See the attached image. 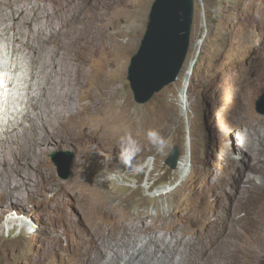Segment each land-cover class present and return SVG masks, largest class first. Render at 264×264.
Returning <instances> with one entry per match:
<instances>
[{
  "label": "rangeland",
  "instance_id": "obj_1",
  "mask_svg": "<svg viewBox=\"0 0 264 264\" xmlns=\"http://www.w3.org/2000/svg\"><path fill=\"white\" fill-rule=\"evenodd\" d=\"M91 1L103 46L89 57V82L75 90V109L86 115L94 79L101 73L112 76L119 93L110 104L122 111L124 130L137 131L142 150L132 166L125 167L118 159L120 148L103 151L97 140L84 143L51 136L33 145L28 165L5 163L0 173V264H81L86 240L100 225L101 217L95 214L110 199L122 202L134 215L154 218L162 214L185 226L179 250L186 246L192 231L204 227L199 223L204 213L230 215L237 208L235 216L245 225L223 264H264V115L255 102L264 91V0H194L185 64L177 80L145 104L133 99L127 67L139 47L154 0ZM31 3L36 2L21 0L14 8ZM9 12L5 6L0 10V60L10 66L9 78L20 79L13 83L11 100L20 97L22 101L17 100L19 105L11 106L7 115L0 113V160L11 159V150L20 151L15 144L30 139V135L22 138L21 130L30 124L22 112L35 114L26 96L35 95L36 84L42 82L28 64L29 54L11 50L14 31L6 26H13L14 21L8 19ZM197 54L186 111L178 95L187 64ZM14 61L19 63L17 71ZM10 113L17 115L14 121L20 124L17 136L13 129L6 136L2 132L8 128ZM149 129L164 138L161 150L148 140ZM244 140L257 147L255 152V148H241ZM175 145L179 160L188 155L182 179L177 168L171 170L165 164ZM54 155H59L62 163L56 162ZM67 173L68 177L62 178ZM257 183L263 188L260 192L254 190ZM167 236L166 243L170 240ZM144 245L142 238L138 247ZM107 254L104 263L113 253ZM162 264L174 263L164 260Z\"/></svg>",
  "mask_w": 264,
  "mask_h": 264
},
{
  "label": "bare ground",
  "instance_id": "obj_2",
  "mask_svg": "<svg viewBox=\"0 0 264 264\" xmlns=\"http://www.w3.org/2000/svg\"><path fill=\"white\" fill-rule=\"evenodd\" d=\"M19 1L21 0H0V10L3 6L9 8L8 19L14 21L11 26L13 28L6 26L7 30L14 31L10 47L15 53L25 51L29 54L28 64L42 82L36 84L35 95L28 93L26 96L29 107L36 110L35 114L31 116L28 110L22 112V116L29 118L30 121L29 126L21 130L22 138H28L29 135L31 137L25 142L15 144L19 146L20 151L11 150L9 153L11 159L0 160V173L5 169V163L7 166L12 165V162L14 164L24 162L28 165L31 162L29 153L35 151L33 145L43 143L51 136L60 140L84 143L97 140L101 143L100 148L103 151L117 150L119 146L116 144L126 134H131L139 142L137 131L124 130L126 123L123 122L122 111L117 112L110 104V100L119 93L112 76L101 73L94 79L93 91L91 90L88 96L90 100L85 104L86 115L75 109V90L84 88L89 82V73L86 69L89 57L95 56L97 50L103 46L99 34L100 27L96 23L98 14L94 11L92 1L35 0L36 3H31L29 7L14 8ZM204 39L203 37L197 42L198 48ZM198 58L199 54L188 62L178 95L186 111L188 88ZM15 61L14 70L17 71L19 63ZM7 67L10 68L9 65ZM15 80L20 79L10 78L12 84ZM14 90L15 88H12L11 92ZM18 98L20 100H17L22 101L20 97ZM17 100L12 99L11 106L19 105ZM11 106L9 102L4 115L11 111ZM20 111H17V115ZM17 115L10 113L8 116L6 122L8 128L2 130L5 136L11 129L14 130V135L20 134V131H17L20 124L14 121ZM240 145L245 151L255 148V152L257 148H253L245 140ZM187 157V154L183 155L177 166V171L181 172V179L187 171L185 169ZM260 187L261 185L257 183L254 190L260 192L263 189ZM263 191L264 189L261 192ZM107 201L108 204L102 205L104 208L99 209V214H95L96 217H101L100 225L93 228L86 240L81 264H119L121 261L122 264H162L164 260L174 264H223L240 232L239 229L245 225L241 217L235 216L239 212L237 208L230 215L204 213L199 221L204 227L192 231L186 246L179 250L177 246L183 242L185 226L182 228L178 222L173 223L170 217L162 214L154 218L142 214L134 215L122 202L115 203L113 199ZM160 230H164L165 234ZM167 235H170V240L166 243ZM142 238L146 240V245L138 247ZM108 251L113 254L110 260L104 263L102 258Z\"/></svg>",
  "mask_w": 264,
  "mask_h": 264
},
{
  "label": "water",
  "instance_id": "obj_3",
  "mask_svg": "<svg viewBox=\"0 0 264 264\" xmlns=\"http://www.w3.org/2000/svg\"><path fill=\"white\" fill-rule=\"evenodd\" d=\"M149 11L139 47L127 67V80L138 104L147 103L155 93L177 80L189 51L194 0H154ZM255 102L257 111L264 115V91ZM179 156V148L175 145L165 160L168 168L177 167ZM59 157L54 155L53 159L62 163ZM70 160L71 156L68 163Z\"/></svg>",
  "mask_w": 264,
  "mask_h": 264
},
{
  "label": "clouds",
  "instance_id": "obj_4",
  "mask_svg": "<svg viewBox=\"0 0 264 264\" xmlns=\"http://www.w3.org/2000/svg\"><path fill=\"white\" fill-rule=\"evenodd\" d=\"M149 13H150V11H149ZM5 67L8 70V67L6 65H5ZM10 106H11V104H10ZM146 135H147L148 140L154 146H156L158 151L163 148L165 141H164V138L160 136L158 131H156L155 129H149V130H147ZM116 145H118L120 148V152H119V156H118L120 164H123L125 167H131L132 161L135 159L136 155L142 150V147L139 144V142L137 140H135L131 136V134H126L119 139V142ZM177 166H178V164H177ZM134 170H138V169H134Z\"/></svg>",
  "mask_w": 264,
  "mask_h": 264
},
{
  "label": "snow or ice",
  "instance_id": "obj_5",
  "mask_svg": "<svg viewBox=\"0 0 264 264\" xmlns=\"http://www.w3.org/2000/svg\"><path fill=\"white\" fill-rule=\"evenodd\" d=\"M3 84V80H2V78H0V85H2Z\"/></svg>",
  "mask_w": 264,
  "mask_h": 264
}]
</instances>
